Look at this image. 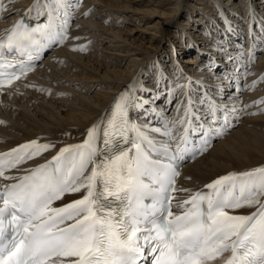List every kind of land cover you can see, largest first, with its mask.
<instances>
[{"label": "snow or ice", "instance_id": "6c2138e0", "mask_svg": "<svg viewBox=\"0 0 264 264\" xmlns=\"http://www.w3.org/2000/svg\"><path fill=\"white\" fill-rule=\"evenodd\" d=\"M44 6L39 11L37 0L28 12L46 15L45 22L21 19L0 37V94L27 75V61L67 39V0ZM135 87L115 98L82 143L61 147L25 175L6 172L54 144L30 140L0 152V264H264V166L229 172L194 192L176 187L185 158L206 151L230 126L228 106L205 96V112L198 114L186 94L169 122L152 107L159 95L149 100ZM133 111L150 122L131 119ZM153 116L162 127L151 125ZM221 118L224 125L216 127ZM178 191L189 196L175 205L177 212ZM72 194L81 195L62 202ZM244 207L256 210L233 214Z\"/></svg>", "mask_w": 264, "mask_h": 264}, {"label": "bare ground", "instance_id": "6f19581e", "mask_svg": "<svg viewBox=\"0 0 264 264\" xmlns=\"http://www.w3.org/2000/svg\"><path fill=\"white\" fill-rule=\"evenodd\" d=\"M33 1L12 0L7 16L18 17ZM77 20L69 46L0 94V151L38 140L55 145L39 156L46 159L65 144L82 143L129 85L148 99L155 90L191 81L192 89L203 83L211 96L220 87L223 102L243 118L206 155L185 165L177 189L194 191L229 172L264 166V0H86ZM189 29L199 30L201 45ZM183 52L190 56L179 66ZM227 57L255 63L242 91L226 95L227 81L212 69L216 62L229 70ZM141 86L151 91H138ZM188 195L179 191L177 198Z\"/></svg>", "mask_w": 264, "mask_h": 264}, {"label": "rangeland", "instance_id": "374dc122", "mask_svg": "<svg viewBox=\"0 0 264 264\" xmlns=\"http://www.w3.org/2000/svg\"><path fill=\"white\" fill-rule=\"evenodd\" d=\"M91 10V9H90ZM92 10H93V8H92ZM90 12V11H89ZM212 22V21H211ZM200 31H202V29H200ZM189 33H190V35H193L194 37H195V39H196V41H198L197 43L199 44V45H201V43H203L202 41L203 40H201V38L199 37L200 36V32H199V30L198 31H195L194 29H189ZM199 39V40H198ZM202 47V46H201ZM184 51H186V50H184ZM188 56H190V54L188 53V52H183V53H181V57H180V62H181V64H179V66L180 65H182L183 63H184V65H185V63H186V58L188 57ZM199 61V60H198ZM255 63V62H254ZM253 63V64H254ZM252 64V65H253ZM191 66H192V64H190ZM251 65V66H252ZM183 66V65H182ZM251 68V67H250ZM188 71H189V69L188 68H186ZM185 69V70H186ZM186 70V72H187V75H189V72ZM250 70V69H249ZM248 70V71H249ZM191 75V74H190ZM244 77L246 78V74L244 75ZM245 78L241 81V84H242V82H244V80H245ZM233 89V88H232ZM94 92V91H93ZM231 91H228V92H226V95L227 94H229Z\"/></svg>", "mask_w": 264, "mask_h": 264}]
</instances>
